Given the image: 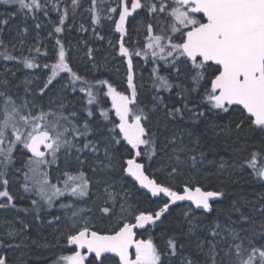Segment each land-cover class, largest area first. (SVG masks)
Segmentation results:
<instances>
[{
	"label": "rangeland",
	"instance_id": "374dc122",
	"mask_svg": "<svg viewBox=\"0 0 264 264\" xmlns=\"http://www.w3.org/2000/svg\"><path fill=\"white\" fill-rule=\"evenodd\" d=\"M46 2L51 15L58 16L56 22L48 17ZM19 8H31L36 15L25 16ZM5 17L9 19L4 23ZM201 22L192 6L181 0H0V98L5 97L0 139L6 146V150L0 146V214L12 217L10 185L23 174L30 182H22V192L32 194L45 210L54 209L58 222H63L62 215L71 214L76 232L94 231L99 216L110 217L108 221L117 230L119 223L123 226L140 217L125 202L123 185L117 191L109 184L104 186L99 174L103 163L95 165V161L109 166V146L118 137L124 140L116 100L136 99L143 81L153 82L157 91H171L176 76L189 72L192 63L201 64L183 60L180 49L186 32ZM160 63L164 71L171 72L169 79L160 75ZM211 92L208 101L220 107L216 93ZM254 125L264 130V122ZM40 132L50 134L49 147L39 156L30 155L25 173L19 167L16 171L10 168L15 147L19 145L22 151L15 155L20 162L22 155L29 156L30 142ZM144 144V139L129 143L133 158H139ZM93 166L97 173L90 180L86 172ZM168 209L166 204L163 213ZM181 212L190 218L195 211L187 205ZM160 216L153 215V223ZM236 219L216 222L217 236L225 237L223 252L231 254L232 264H264V236H256L257 243L244 240L247 228ZM258 219L264 230V210ZM196 233L192 228L193 238ZM73 235L67 236L68 246ZM206 237L199 233L200 240L194 238L192 246L205 257L217 248L214 243L205 245ZM146 240L152 248L143 254V264H161L159 250L151 238ZM81 258L88 264L92 257L82 254ZM107 260L99 264H114ZM76 261L75 249L73 253L60 250L53 264Z\"/></svg>",
	"mask_w": 264,
	"mask_h": 264
},
{
	"label": "trees",
	"instance_id": "16d2710c",
	"mask_svg": "<svg viewBox=\"0 0 264 264\" xmlns=\"http://www.w3.org/2000/svg\"><path fill=\"white\" fill-rule=\"evenodd\" d=\"M44 8L50 14L48 17H54L53 22H56L58 16L51 15L47 2ZM19 11L25 16L36 15L31 8H19ZM5 18L4 23L9 19ZM159 66L162 67L160 75L169 79L171 72L164 71L166 67L162 63ZM218 73L219 69L212 65L192 63L189 72L172 80L173 89L168 92L157 91L153 82L143 81L131 106V114L140 118L145 128V144L140 148L137 161L144 165L152 179L172 192H180L184 187L217 192L219 196L211 203L208 214L193 212L190 218H184L181 211L187 205L170 207L163 197L153 199L140 191L124 174L125 162L133 158L134 152L120 137L117 144L113 142L109 146L112 154L109 166L107 162L95 161V165L103 163L99 174L104 186L109 184L117 191L123 185L125 202L134 212L161 215L147 232L137 231L142 240L152 239L162 256L161 264H232L231 254L223 252L225 237L217 236L216 222L219 221L238 218L247 228L246 241L257 243L256 236H264L262 222L258 219L264 210V184L259 175L264 166V130L258 129L239 107H216L208 101V96L212 95L211 82ZM4 98H0V109ZM0 146L6 148L3 137ZM14 152L15 155L22 153L19 145ZM15 155L8 161L10 168L19 167L25 173L24 164H28L30 154L22 155L20 162ZM93 168L86 172L90 180L97 173ZM11 174L15 175L13 171ZM21 176V180L15 179L10 185L12 217L0 214V264H53L58 251L73 253L66 239L77 233V227L71 214L62 215L63 222H58L54 209L47 211L33 200L32 194H24L21 184L30 181L25 175ZM92 193L90 199L95 191ZM166 204L169 209L163 213ZM108 219L99 216L93 230L102 234L115 232L117 229ZM192 228L197 229L195 239L200 240L199 233L206 234L205 245H217L206 257L197 254L192 247ZM103 259L117 264L111 257ZM88 264L99 263L92 257Z\"/></svg>",
	"mask_w": 264,
	"mask_h": 264
},
{
	"label": "water",
	"instance_id": "95a60500",
	"mask_svg": "<svg viewBox=\"0 0 264 264\" xmlns=\"http://www.w3.org/2000/svg\"><path fill=\"white\" fill-rule=\"evenodd\" d=\"M192 6V13L200 15L203 23L189 29L180 46L189 62H201L219 69L211 82L220 107H239L254 122H264V0H181ZM134 97L116 100L120 119V133L130 144L140 142L145 136L143 122L131 119ZM50 135L37 133L29 145V153L40 155L49 147ZM124 174L137 188L153 199L163 197L170 207L190 205L194 211L208 214L217 192L199 187H184L180 192L165 189L152 179L142 163L132 158L125 162ZM264 184V166L260 170ZM152 215L143 214L132 223H126L115 233L102 234L81 230L69 239L75 249L77 261L83 264L82 254L100 262L111 257L117 264H143V253L152 245L137 237V231L148 228ZM132 252H139L134 256Z\"/></svg>",
	"mask_w": 264,
	"mask_h": 264
},
{
	"label": "flooded vegetation",
	"instance_id": "af4514ba",
	"mask_svg": "<svg viewBox=\"0 0 264 264\" xmlns=\"http://www.w3.org/2000/svg\"><path fill=\"white\" fill-rule=\"evenodd\" d=\"M200 16V15H199ZM202 17V16H201ZM202 20H203V18H202ZM202 23H203V21H202ZM46 150V149H45ZM44 151V150H43ZM43 151H41V153L43 152ZM40 153V154H41ZM39 156V155H38ZM196 212V211H195ZM134 253H137V252H134ZM141 253H139V254H137V255H140ZM134 256H137L136 254H133Z\"/></svg>",
	"mask_w": 264,
	"mask_h": 264
},
{
	"label": "bare ground",
	"instance_id": "6f19581e",
	"mask_svg": "<svg viewBox=\"0 0 264 264\" xmlns=\"http://www.w3.org/2000/svg\"><path fill=\"white\" fill-rule=\"evenodd\" d=\"M132 159V158H131ZM134 159H136V158H134ZM137 160V159H136ZM139 162V161H138ZM150 243V242H149ZM101 262V261H100ZM100 262H98V263H100Z\"/></svg>",
	"mask_w": 264,
	"mask_h": 264
}]
</instances>
